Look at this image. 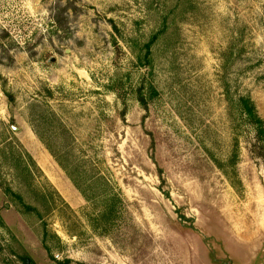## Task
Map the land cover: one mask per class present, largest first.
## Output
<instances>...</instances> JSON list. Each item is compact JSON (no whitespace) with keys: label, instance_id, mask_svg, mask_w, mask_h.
Masks as SVG:
<instances>
[{"label":"rangeland","instance_id":"rangeland-1","mask_svg":"<svg viewBox=\"0 0 264 264\" xmlns=\"http://www.w3.org/2000/svg\"><path fill=\"white\" fill-rule=\"evenodd\" d=\"M226 96L264 120V0H0V264H264Z\"/></svg>","mask_w":264,"mask_h":264},{"label":"trees","instance_id":"trees-1","mask_svg":"<svg viewBox=\"0 0 264 264\" xmlns=\"http://www.w3.org/2000/svg\"><path fill=\"white\" fill-rule=\"evenodd\" d=\"M153 43V40H150L144 45V54L142 58L138 57V60H144L146 62L149 61V56L151 55L150 46ZM226 101L228 102L230 107H234L237 109L239 115L243 117L244 121L251 126L253 130V144L251 146V154L257 157H263L264 153V120L259 116L256 107L253 101L249 97H238L236 99L228 98L226 96ZM37 134V133H36ZM39 140L43 143V139L37 134ZM46 148L52 154V156L56 159L58 164L61 166V162L59 160V156L53 152L49 146L46 144ZM218 167H220L218 165ZM63 168V167H62ZM64 170H66L64 168ZM67 173V171H66ZM70 175V174H69ZM70 179L71 175H70ZM22 261L26 262V259L22 258Z\"/></svg>","mask_w":264,"mask_h":264}]
</instances>
